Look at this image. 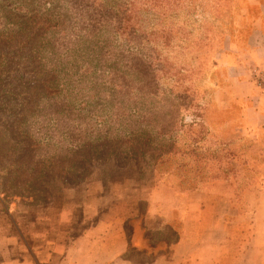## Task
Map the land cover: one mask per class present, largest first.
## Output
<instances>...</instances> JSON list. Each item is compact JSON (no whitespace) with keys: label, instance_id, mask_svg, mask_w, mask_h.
<instances>
[{"label":"rangeland","instance_id":"374dc122","mask_svg":"<svg viewBox=\"0 0 264 264\" xmlns=\"http://www.w3.org/2000/svg\"><path fill=\"white\" fill-rule=\"evenodd\" d=\"M239 7L0 0V264L25 253L19 223L84 183H111L140 213L161 185L233 187L248 209L243 195L264 187V137L229 105L246 91L248 66L231 58ZM138 224L152 245L173 242Z\"/></svg>","mask_w":264,"mask_h":264},{"label":"crops","instance_id":"0c3cea01","mask_svg":"<svg viewBox=\"0 0 264 264\" xmlns=\"http://www.w3.org/2000/svg\"><path fill=\"white\" fill-rule=\"evenodd\" d=\"M233 23L232 65L243 63L248 70L246 80L238 79L246 91L233 93L229 105L242 107L245 126L256 119L254 131L264 137V0H245ZM110 185L74 186L55 204L35 210L29 224L18 225L25 253L5 264H264V187L243 195L248 209L241 211L233 187L223 192L215 186L191 191L161 185L149 193L140 213L139 199L129 209ZM247 220L254 227L244 225ZM139 221L171 234L173 242L152 245L147 224Z\"/></svg>","mask_w":264,"mask_h":264},{"label":"trees","instance_id":"16d2710c","mask_svg":"<svg viewBox=\"0 0 264 264\" xmlns=\"http://www.w3.org/2000/svg\"><path fill=\"white\" fill-rule=\"evenodd\" d=\"M217 180H218V179H217ZM217 180H216V181H217ZM200 183H204V182H203V181H199V184H200ZM204 184H206V183H204ZM200 186H201V184L199 185V187L190 188L189 190H191V191H197V190H200V188H201ZM184 190H187V189H184Z\"/></svg>","mask_w":264,"mask_h":264}]
</instances>
